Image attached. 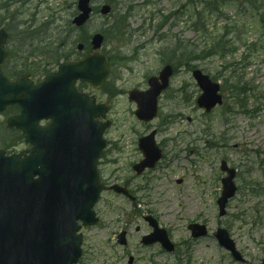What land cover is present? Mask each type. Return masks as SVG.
<instances>
[{
	"label": "rangeland",
	"instance_id": "obj_1",
	"mask_svg": "<svg viewBox=\"0 0 264 264\" xmlns=\"http://www.w3.org/2000/svg\"><path fill=\"white\" fill-rule=\"evenodd\" d=\"M6 1L9 0H0V22L6 23L12 31L8 66L12 67L13 75L26 70L34 72L36 81L43 80L47 72L55 71L60 62L78 53L77 41L88 46L96 32L106 33L102 52L108 55L110 50L114 59L121 56V63L126 57L123 64L115 60L111 76L101 90L93 91L87 87V91L95 92L103 103L113 105L108 114L113 125L105 135L109 148L104 151L99 165L103 178L121 185L130 182L135 190L139 189L144 203L136 206L135 213L129 201L116 193L105 192L96 206L102 224L94 231H83L89 253L79 264H126V259L122 260L125 250L116 244L115 233L126 223H132V229L139 225L141 234H148L151 229L143 216L150 210L158 213L166 225L173 226L177 240L189 236L185 231L187 222L198 219L203 212L210 233L222 225L229 229L247 259L245 264H262L264 24L259 20V13L253 12L244 0H228L220 14L217 10L204 9V3L189 5L186 0H115L113 3L94 0L91 21L81 31L72 33L69 25L77 0H21L11 7L7 3L3 9ZM106 2L111 4L113 12L103 16L100 8ZM127 9L131 12L126 14ZM122 11L127 15L126 25L137 31L128 43L125 40L127 34L117 39L115 31L110 32L113 22L121 25L118 17L122 16ZM10 12L14 18L9 20ZM59 31L71 35L60 40ZM218 38L223 39L222 45L227 46V51L233 49L232 53L204 57L205 53L200 51ZM185 43L196 48V53L190 51L181 56V52L175 51ZM252 44L257 45L254 46L256 51L251 49ZM170 62L176 70L172 88L160 100L158 118L142 124L133 115L136 105L128 101L127 92L133 87L147 86L146 78L160 72L162 66ZM194 68L202 69L222 85L224 103L211 113L203 112L195 101L201 90L192 77ZM227 80L230 84L239 81V86L243 84L250 88L240 97L244 99L243 107L236 104L232 89H223ZM113 88L120 95L107 93ZM4 118L5 115L0 120ZM154 128L159 129L158 141L168 153V162L173 159L172 166L138 177L132 168L142 158L137 142L146 131ZM3 133L0 130V136ZM9 143L2 145V142L0 148L15 153L27 147L25 142L19 144L16 141L15 147L11 146L12 140ZM114 144L122 145L120 152L115 151ZM222 160L237 170L239 190L229 202L226 216L220 218L217 200L224 176L220 170ZM178 178L185 180L180 187L175 185ZM157 185L164 187L169 195L167 204L158 200ZM252 186L258 194H250ZM175 194L178 201L174 199ZM137 238L138 233L131 237L133 251L139 258L137 264H242L233 261L230 253L220 248L213 236L192 241L188 249L185 243L180 244L178 252L170 255H164L158 248L139 247Z\"/></svg>",
	"mask_w": 264,
	"mask_h": 264
},
{
	"label": "water",
	"instance_id": "obj_2",
	"mask_svg": "<svg viewBox=\"0 0 264 264\" xmlns=\"http://www.w3.org/2000/svg\"><path fill=\"white\" fill-rule=\"evenodd\" d=\"M90 1H79L78 9L81 13L74 18L78 26H83L90 17L92 12ZM102 9L103 14L111 11L109 5ZM7 38L6 32L0 29V64L6 57L3 44ZM103 39L102 34L96 33L92 39L95 49L101 47ZM109 74V62L105 56L99 52H91L84 61L66 62L54 76L62 81L64 91L71 94L77 78L88 79L98 88L103 85ZM172 74L173 70L168 65L163 68L160 77H152L149 80V90L131 91V98L139 105L137 115L140 118L146 120L153 118L157 108V98L169 85L168 80ZM193 76L203 90L198 98L201 107L210 111L218 103L223 102L218 82H214L209 75L199 69L194 71ZM48 80L49 77L46 81ZM47 83L31 86L25 77L11 82L3 76L0 69V111L9 104L19 103L23 114L9 119V126L23 130L26 141L34 145L28 151L30 155L23 159L17 156V159L7 158L0 153V177L5 178L0 183L3 187L0 186V254L3 256L2 259L6 260L5 263L8 262L6 257L16 256L22 249L21 246L30 242L31 236L45 232L44 238L40 236L43 239L37 250L40 254L39 258L45 264H52L56 260L71 264L76 260L80 246L63 226L71 229L68 231L73 234L72 229H77L78 219H81L87 227L97 221L92 208L99 198L102 187L95 166L98 156L106 145L101 134L108 124L97 125L90 116L85 121L78 118L76 122L73 118H67L69 115L67 113L71 112L65 113L62 112L64 110L52 108L53 101L58 104V100H53L49 95L48 88L51 86ZM84 104L88 109L93 106L89 99ZM104 111L106 112L107 108ZM52 113L62 114V118L58 117L53 124L40 128L38 126L40 119L49 116L54 118ZM57 130L68 132L58 134L57 137L62 140L57 146H53L52 131ZM67 136L73 140L66 139ZM154 137L152 133L140 142L146 159L136 165L135 168L139 172L144 170L145 166H154L161 158V151L156 146ZM45 141L46 146H44ZM38 142H42L47 152L43 153L49 158V163L46 165L41 162ZM222 165L229 177L222 181L224 190L220 200L221 215L224 214L223 208L226 202L232 198L237 189L233 182L234 170L228 169L225 162ZM36 175H39L38 179L34 178ZM113 187L117 191H123L116 185ZM192 229L195 231V236L206 233L204 226H192ZM157 236L159 237L160 233ZM216 237L222 246L233 252L236 259L242 260L240 253L235 250V242L229 238L224 229L219 230ZM164 242L169 247L167 242Z\"/></svg>",
	"mask_w": 264,
	"mask_h": 264
},
{
	"label": "trees",
	"instance_id": "obj_3",
	"mask_svg": "<svg viewBox=\"0 0 264 264\" xmlns=\"http://www.w3.org/2000/svg\"><path fill=\"white\" fill-rule=\"evenodd\" d=\"M188 3H190L189 5L193 4H206V8L208 11H213L215 10V6L220 5L223 3H226V0H186ZM250 3H252V5L254 7H256L258 0H248ZM254 3V4H253ZM126 15H122V17L120 18L121 20V25L117 24V26H115L113 28V30L115 31L116 35H122L124 33V31L122 30L123 28H121V26H125V22L126 21ZM194 23V22H193ZM197 23V22H195ZM223 39L222 38H218V40L214 41V43L209 46L208 48H204L202 49L200 52L205 53L204 57L206 56H210V55H215V53H222L221 55H225L226 53H232V50L227 51V46H223ZM192 46L189 44H183L182 46H179L180 52L182 53L181 56H183L184 53L186 52H190L193 54L196 53V48H191ZM203 57V58H204ZM240 82L238 81L237 83H231L230 81L227 80L224 84V89H226L227 87H229L230 89H232L233 94H234V99L236 100V103L240 104L241 106H244L243 104V98L240 99L241 95H245L246 92L249 90L245 85L239 86Z\"/></svg>",
	"mask_w": 264,
	"mask_h": 264
},
{
	"label": "flooded vegetation",
	"instance_id": "obj_4",
	"mask_svg": "<svg viewBox=\"0 0 264 264\" xmlns=\"http://www.w3.org/2000/svg\"><path fill=\"white\" fill-rule=\"evenodd\" d=\"M77 85H78V87H81V88H79L80 91H82V92H87V91L85 90V88L83 87V85H80L79 83H78ZM91 93H94V92H90L89 94H91ZM99 102H100V97L98 96L96 103H99ZM14 114H15V113H14ZM14 114H13V115H14ZM141 123H142V122H141ZM143 123H145V122H143ZM143 123H142V124H143ZM145 124H148V123H145ZM149 131H151V130L146 131V133L149 132ZM158 146H160V147L163 149V151H165L164 148H163V146L160 145V142H159V141H158ZM120 148H121V146H120ZM122 148H123V147H122Z\"/></svg>",
	"mask_w": 264,
	"mask_h": 264
}]
</instances>
